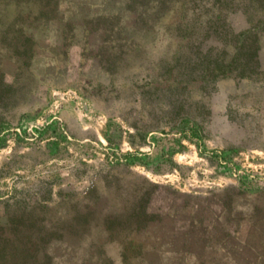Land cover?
Instances as JSON below:
<instances>
[{
  "label": "rangeland",
  "instance_id": "1",
  "mask_svg": "<svg viewBox=\"0 0 264 264\" xmlns=\"http://www.w3.org/2000/svg\"><path fill=\"white\" fill-rule=\"evenodd\" d=\"M39 1L0 0V225L29 235L21 257L264 264V33L253 75L204 74L186 62L232 49L179 26L189 0ZM239 2L235 24L264 27V0Z\"/></svg>",
  "mask_w": 264,
  "mask_h": 264
},
{
  "label": "trees",
  "instance_id": "2",
  "mask_svg": "<svg viewBox=\"0 0 264 264\" xmlns=\"http://www.w3.org/2000/svg\"><path fill=\"white\" fill-rule=\"evenodd\" d=\"M193 3V8L189 12H187V7L185 6V0L181 1H172V5H182L185 6L181 8L182 14L179 26L183 25L184 28H188L191 26L189 23L188 15L193 16L194 18V24L193 27H198L197 23L200 19L203 21V31H201V36L197 37L201 43L204 42L205 39H212L211 42H218L221 45V53L223 55L227 54L228 48L230 47L232 49L231 56L226 59L224 56L221 58L218 57H210V53L216 48L214 45H209L205 52L200 49V51L197 52L195 60H191L186 62L187 65H192L193 62L196 60L200 61V63L205 64L204 68V74H227L231 72H236L241 77L247 76V75H253L255 73V70L259 69V50H260V37L264 33V27L258 25L261 20H255L250 19L246 24H242L241 26L235 24V16L239 10L242 8H246L247 5H241L239 0H189ZM26 2V1H25ZM48 4H52L54 8L52 9H46L45 11V5L46 3H40V15H48L55 17V11H57L59 4H62L59 0H48L46 1ZM207 3L213 7H215V4H217L216 10L217 13H212L210 15H203L201 10L198 7V3ZM68 2H65V4ZM168 0H160L159 5L161 4L164 6L162 9H159L156 17L161 18L163 15L166 14L165 12V6L167 5ZM75 4V3H74ZM78 5H86L77 3ZM171 4V3H170ZM241 5V6H240ZM245 10H242L241 12L244 13ZM169 12V11H168ZM39 15V16H40ZM176 15V14H175ZM255 15V14H254ZM261 17H264V12H262ZM260 19V18H259ZM264 19V18H263ZM70 25L72 28L76 26L73 21V17L66 18L64 14H62L60 17H58V21L60 22H66ZM187 20V21H186ZM44 22V24H47L48 21H38V24H41ZM184 23V24H183ZM25 23H22V26L24 27ZM201 22H199V25ZM200 29V28H199ZM85 31L87 33L93 32L94 29L92 26H88L85 28ZM22 31L17 34L18 38L22 37ZM73 29L68 30L66 33L63 31V43L65 40H69L72 37ZM30 37V36H29ZM189 40L191 37H188ZM202 53V54H201ZM214 55V54H213ZM10 224L6 226L0 225V264H27V261H25L21 256L25 254L27 251L26 243H32L34 244L29 235H26L27 241H22L21 236L24 237V235H19L22 230H19L16 224H14L13 221H9ZM42 239V238H41ZM14 241H17L18 244L20 243L22 245V242L24 243V246L17 245L15 248L12 246V243ZM17 247H19L17 249ZM37 254L40 253L42 257H46L47 259H50L49 253L45 251V249H41L36 251ZM10 255L8 260H2L1 256Z\"/></svg>",
  "mask_w": 264,
  "mask_h": 264
}]
</instances>
